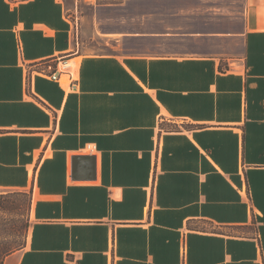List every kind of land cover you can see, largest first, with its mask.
I'll return each instance as SVG.
<instances>
[{"label":"crops","instance_id":"0c3cea01","mask_svg":"<svg viewBox=\"0 0 264 264\" xmlns=\"http://www.w3.org/2000/svg\"><path fill=\"white\" fill-rule=\"evenodd\" d=\"M78 1L0 0V189L32 194L4 264H264V0Z\"/></svg>","mask_w":264,"mask_h":264},{"label":"rangeland","instance_id":"374dc122","mask_svg":"<svg viewBox=\"0 0 264 264\" xmlns=\"http://www.w3.org/2000/svg\"><path fill=\"white\" fill-rule=\"evenodd\" d=\"M108 7H118L121 10L110 8L108 10ZM148 7L149 0H79L75 12L71 15L72 18L76 17L80 29L82 23H87L91 17L96 20L108 13L119 14L121 17L129 16L131 12L127 10H145ZM76 62V60L75 64L73 61L69 62L72 63L71 70L76 67ZM87 151L90 150L87 149ZM21 193L16 190L0 189V194L6 196L4 203L8 206L4 213L5 227L0 228V240L2 239L8 246L21 247L29 237L32 194L29 191H26L25 195Z\"/></svg>","mask_w":264,"mask_h":264},{"label":"water","instance_id":"95a60500","mask_svg":"<svg viewBox=\"0 0 264 264\" xmlns=\"http://www.w3.org/2000/svg\"><path fill=\"white\" fill-rule=\"evenodd\" d=\"M96 158L94 155H74L71 157V177L73 179H94Z\"/></svg>","mask_w":264,"mask_h":264},{"label":"trees","instance_id":"16d2710c","mask_svg":"<svg viewBox=\"0 0 264 264\" xmlns=\"http://www.w3.org/2000/svg\"><path fill=\"white\" fill-rule=\"evenodd\" d=\"M17 191V190H16ZM18 192H22L21 195H25L26 191H18ZM28 192V191H27ZM30 193V191H29ZM32 196V195H31ZM6 196L0 194V228L5 227V219H4V213L6 212V209H8V206L4 203V199ZM32 206V204H31ZM26 243V242H25ZM25 245V244H24ZM23 245V246H24ZM21 247H15L13 245H6V243L3 242V240H0V264H3V261L5 259V257H7L10 253H12L13 251L22 248Z\"/></svg>","mask_w":264,"mask_h":264},{"label":"built area","instance_id":"2783aa9c","mask_svg":"<svg viewBox=\"0 0 264 264\" xmlns=\"http://www.w3.org/2000/svg\"><path fill=\"white\" fill-rule=\"evenodd\" d=\"M74 21L76 24L77 23L76 19ZM57 63L60 66L58 71L48 72L47 70L41 69V70H39V74L45 78H49V79H52L58 83H61L60 72H68V69H69V67H71V65H70L69 59L67 57L58 59ZM86 148L89 150L92 149L91 145H87Z\"/></svg>","mask_w":264,"mask_h":264},{"label":"bare ground","instance_id":"6f19581e","mask_svg":"<svg viewBox=\"0 0 264 264\" xmlns=\"http://www.w3.org/2000/svg\"><path fill=\"white\" fill-rule=\"evenodd\" d=\"M75 75H76V73H75Z\"/></svg>","mask_w":264,"mask_h":264}]
</instances>
